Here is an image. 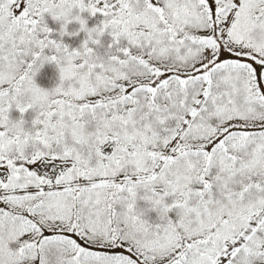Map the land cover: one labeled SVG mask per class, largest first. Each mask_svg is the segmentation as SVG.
<instances>
[{
	"label": "snow or ice",
	"instance_id": "obj_1",
	"mask_svg": "<svg viewBox=\"0 0 264 264\" xmlns=\"http://www.w3.org/2000/svg\"><path fill=\"white\" fill-rule=\"evenodd\" d=\"M0 264H264V0H0Z\"/></svg>",
	"mask_w": 264,
	"mask_h": 264
}]
</instances>
